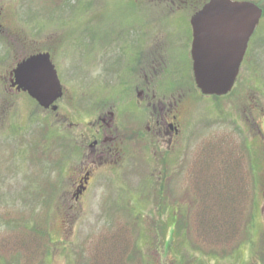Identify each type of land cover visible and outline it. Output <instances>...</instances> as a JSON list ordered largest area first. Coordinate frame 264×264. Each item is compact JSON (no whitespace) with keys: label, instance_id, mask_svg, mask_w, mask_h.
Returning a JSON list of instances; mask_svg holds the SVG:
<instances>
[{"label":"rangeland","instance_id":"rangeland-1","mask_svg":"<svg viewBox=\"0 0 264 264\" xmlns=\"http://www.w3.org/2000/svg\"><path fill=\"white\" fill-rule=\"evenodd\" d=\"M160 3L164 0H0V264H264L262 42L252 45L256 69L248 70V60L227 96L204 95L192 74L190 95L189 85L177 88L184 89L176 91L182 132L171 175L176 174L173 200L180 214L158 209L153 166L161 156H153L150 148L133 160L127 154L123 167L99 175L83 202L60 199L71 191L66 175L73 169L62 165V152L72 149L77 128L64 131L37 103L10 92V74L19 61L45 52L66 91L60 104L70 121L89 113L92 94L103 102L120 99L114 80L124 55L116 43L109 44L108 65L101 66L95 55L112 39H134L132 30L139 25L164 35L155 11ZM163 25L169 40L181 42L178 51L185 49L188 24L175 18ZM257 34L264 36V23ZM100 67H109L107 78ZM241 179L248 180L247 220L253 213L254 221L242 231L247 234L238 248L228 244L225 257L210 255L195 234L194 220L205 214L200 209L207 202L199 191L201 180L224 200L231 186L240 198ZM177 216L184 219L189 238L176 228Z\"/></svg>","mask_w":264,"mask_h":264},{"label":"flooded vegetation","instance_id":"flooded-vegetation-1","mask_svg":"<svg viewBox=\"0 0 264 264\" xmlns=\"http://www.w3.org/2000/svg\"><path fill=\"white\" fill-rule=\"evenodd\" d=\"M246 1L254 2L263 11L259 27L264 23V2ZM194 2L195 0H164V3L155 5V11L162 20L161 27L164 28V35L159 34L157 30L151 31L139 25L137 29L132 30L135 34L134 39L123 42L112 39L105 44V48H99L95 60L103 67L108 65L105 56H107L109 44L116 43L117 46L114 48L124 55L125 61L121 74L117 71L114 80L120 99L103 102V99L95 98V94H92L89 113L81 115V120L77 122L70 121L71 116L61 111L60 101L66 94L64 88L63 97L55 102V105H51L48 109L41 107L46 117L55 120L64 131H66V126L69 129L77 128L72 136V149L62 152V165L73 169L69 170V174L66 175L69 178L71 191L61 195L60 199L63 198L66 202L72 203L83 202L91 187L99 182L101 175L116 167L124 166L127 154H131L129 159L133 160L132 157L137 158L135 154L142 153L139 155L140 158L145 155L144 149L150 148L153 156H161L158 161L155 160L153 166L154 173H158L159 177L155 179L156 186H154L157 190L156 203H163V209H165L164 205L168 204L170 213L175 214L172 205L175 200L173 189L176 186V174L171 175V172L179 135L182 132L176 91L184 90V85L186 87L189 85V95L193 90L194 78L193 81L188 80L190 79L189 74L194 75L192 55L194 37L191 23L193 17L204 6L203 4L196 6ZM175 18L188 24L189 29L186 48L182 47L180 51H178V44L181 42L176 38L169 40L170 34L163 25L166 20ZM258 27L249 41L235 86L245 72L243 70H245L244 66L248 65V60H250L249 66H252L248 70L253 72L256 69L257 62L255 61L254 68V62L250 56L253 53L252 45L256 42L264 44V36L257 37ZM37 54L27 55L19 61L10 74L9 84L10 92L28 97L34 103H37L36 100L16 84L15 70L19 64ZM103 67H100L101 71L103 75L106 74L104 76L107 78L111 72L109 67L107 71H103ZM185 71L188 74L187 79L182 74ZM120 77L121 80L116 84ZM181 85H183L181 90H177ZM84 96L87 98L86 95ZM96 97H98L97 94ZM97 99L102 102H98ZM259 132L264 136L262 126ZM160 150L164 153L159 155ZM103 168L109 170L102 171ZM160 208L161 206L158 207L159 210Z\"/></svg>","mask_w":264,"mask_h":264},{"label":"water","instance_id":"water-1","mask_svg":"<svg viewBox=\"0 0 264 264\" xmlns=\"http://www.w3.org/2000/svg\"><path fill=\"white\" fill-rule=\"evenodd\" d=\"M262 14L252 2L212 0L194 16V75L204 95L220 97L233 90ZM15 77L16 84L43 108H49L63 96V87L48 53L19 64Z\"/></svg>","mask_w":264,"mask_h":264},{"label":"trees","instance_id":"trees-1","mask_svg":"<svg viewBox=\"0 0 264 264\" xmlns=\"http://www.w3.org/2000/svg\"><path fill=\"white\" fill-rule=\"evenodd\" d=\"M201 181L204 187H201L199 191L202 192L203 195L207 198V202L203 204L204 208H201V206L199 207V209L201 208L200 211H203V213L205 214H203L201 217H197L194 220L198 228V231L195 234L198 237L197 240L199 242L201 239L203 240L200 243L204 248H207L208 254H217L221 258H223L227 255V252L225 250L226 247H228V244L233 245L235 243L237 248L241 245V235L247 234V232L242 233V231L247 227L246 225L249 221L250 223L254 221L253 213H251L250 217H248L250 219L247 220V207H249L250 202L248 198V192L247 190L245 191V189L247 188L246 186L248 180L241 179L242 187L240 188L241 195L239 199H237L235 195L232 194L233 188L231 186L227 189V194L224 192V196H226L224 200H221L220 197H214L213 195L215 193L213 194L212 192H210L211 187L207 185L203 180ZM212 190L214 191L215 189L212 188ZM177 203H174L172 205V208H174L175 214H180V205L178 204L177 206ZM207 205H211L213 208ZM159 206L162 207V205L160 204ZM165 210H167L168 212L170 211L168 204L165 205ZM183 221V218H179L177 216L176 228L178 230H181L182 233L184 231L183 234H185V236L189 238V233H185L184 230L185 228H187V225L186 223H183ZM205 244L207 246H205Z\"/></svg>","mask_w":264,"mask_h":264}]
</instances>
